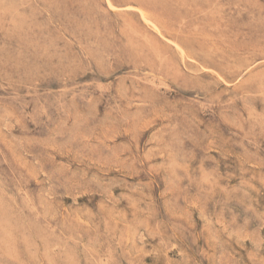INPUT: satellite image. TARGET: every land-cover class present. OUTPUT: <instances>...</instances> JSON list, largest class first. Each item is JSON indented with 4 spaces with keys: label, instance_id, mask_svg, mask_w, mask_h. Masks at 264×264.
<instances>
[{
    "label": "rangeland",
    "instance_id": "rangeland-1",
    "mask_svg": "<svg viewBox=\"0 0 264 264\" xmlns=\"http://www.w3.org/2000/svg\"><path fill=\"white\" fill-rule=\"evenodd\" d=\"M0 264H264V0H0Z\"/></svg>",
    "mask_w": 264,
    "mask_h": 264
}]
</instances>
